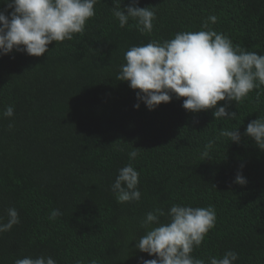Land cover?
Segmentation results:
<instances>
[{
  "label": "trees",
  "instance_id": "16d2710c",
  "mask_svg": "<svg viewBox=\"0 0 264 264\" xmlns=\"http://www.w3.org/2000/svg\"><path fill=\"white\" fill-rule=\"evenodd\" d=\"M114 6L99 0L82 34L53 42L40 57L0 56V217L7 222L9 207L20 217L0 233V264L41 255L56 264H142L155 258L135 248L142 219L173 204L215 209L194 257L231 250L234 264H264V150L244 135L248 123L264 119V86L230 104L235 118L215 119L213 109L185 110L186 98L175 95L155 110L143 102L136 109L137 90L116 79L131 46L204 30L212 15V30L264 55V0H138L156 14L151 33L121 28ZM8 106L11 118L2 116ZM222 129H238L241 141L220 136ZM133 148L141 199L121 204L111 185ZM238 172L243 186L234 183ZM54 209L62 215L50 220Z\"/></svg>",
  "mask_w": 264,
  "mask_h": 264
},
{
  "label": "clouds",
  "instance_id": "9594fccd",
  "mask_svg": "<svg viewBox=\"0 0 264 264\" xmlns=\"http://www.w3.org/2000/svg\"><path fill=\"white\" fill-rule=\"evenodd\" d=\"M6 7L0 10V56L13 51L40 57L49 52L53 42L72 40L74 34H82L86 22L95 15L94 6L99 0H0ZM113 16L119 26L135 27L141 33H151L156 14L149 7H139L138 0H131L121 8V0H114ZM217 17L212 15L202 22L200 31L178 32L174 38L151 41L131 46L124 53L116 79L128 82L136 91L139 109L143 102L148 110H155L162 103L186 98L182 107L192 113L213 109L215 119L235 118V112L227 111L232 102L238 104L254 89L264 86V55L234 46L224 34L210 28ZM129 21L133 23L130 25ZM224 101L217 107L218 102ZM14 115L13 106H8L3 117ZM9 129L13 127L10 123ZM220 136L239 143L238 129H222ZM245 136L251 138L260 150H264V119L248 123ZM210 142L206 148L211 147ZM138 148L128 153L129 163L118 170L111 185L118 203L138 202L139 172L132 161L138 156ZM208 157V152L203 153ZM234 183H247L238 172ZM7 222L0 217V233L10 231L20 223L18 210L9 207ZM62 215L58 209L51 211L49 219ZM166 217L167 222H161ZM216 212L212 206L192 207L173 204L167 213L155 208L145 214L141 227L145 234L136 241L135 248L153 259H142V264H234L238 254L226 251L222 257L196 258L192 255L199 248L209 230L215 226ZM15 264H56L51 256L16 259ZM95 264V261L92 262Z\"/></svg>",
  "mask_w": 264,
  "mask_h": 264
}]
</instances>
